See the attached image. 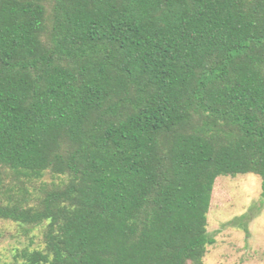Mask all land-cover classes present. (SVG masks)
I'll return each mask as SVG.
<instances>
[{"label":"trees","instance_id":"1","mask_svg":"<svg viewBox=\"0 0 264 264\" xmlns=\"http://www.w3.org/2000/svg\"><path fill=\"white\" fill-rule=\"evenodd\" d=\"M239 175L264 201V0H0L9 264H205Z\"/></svg>","mask_w":264,"mask_h":264},{"label":"rangeland","instance_id":"2","mask_svg":"<svg viewBox=\"0 0 264 264\" xmlns=\"http://www.w3.org/2000/svg\"><path fill=\"white\" fill-rule=\"evenodd\" d=\"M262 180L256 175L219 177L216 181L208 231L215 244L205 264H264V201ZM248 224V232L242 224ZM18 227L0 221V256L14 262L17 249L29 245Z\"/></svg>","mask_w":264,"mask_h":264}]
</instances>
